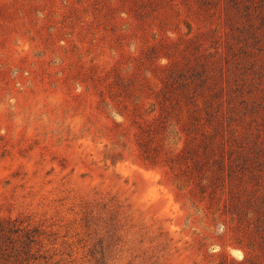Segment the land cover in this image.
I'll list each match as a JSON object with an SVG mask.
<instances>
[{"label":"rangeland","instance_id":"obj_1","mask_svg":"<svg viewBox=\"0 0 264 264\" xmlns=\"http://www.w3.org/2000/svg\"><path fill=\"white\" fill-rule=\"evenodd\" d=\"M172 63H202L225 126L177 171L140 147ZM0 216L57 264L264 261V0H0Z\"/></svg>","mask_w":264,"mask_h":264},{"label":"trees","instance_id":"obj_2","mask_svg":"<svg viewBox=\"0 0 264 264\" xmlns=\"http://www.w3.org/2000/svg\"><path fill=\"white\" fill-rule=\"evenodd\" d=\"M198 65H200L199 69L194 65L179 69L174 66V63L168 67L170 76L157 93L159 113L153 121H148L145 125L140 126V147L145 160L157 163V157L164 153L168 156L166 162L170 164L173 170L177 171L176 167L181 166L179 163L193 158L188 154L195 153L197 158L194 160H196L199 167H201L202 161H208L201 156H226L223 153L226 149L224 143L218 138L221 128L225 127L224 120L219 119V113L216 112L213 98L210 97V95L213 96V89L216 86L214 82L211 83L208 74L205 75L202 63ZM219 99H217L219 100L217 104H223V99ZM204 109H206L208 115L211 114L209 116H215L214 118L217 119L216 124H207L206 121H209V118H204ZM155 110H157L156 106L152 111ZM180 123L189 132L196 129L202 131L200 143H203V149L205 150L201 149L200 152L199 149H193L194 147H192L190 141H186L182 147L179 146L177 141L174 142L173 148L166 145L165 140L167 138L165 137L168 134L171 132L178 133L179 130L183 129L179 127ZM191 123H193V126L190 125ZM208 125H212V130L207 128ZM154 142H156V145L152 144ZM215 145L222 149V152L218 155L215 152ZM214 160H216L215 162H222L223 158L214 157ZM208 171H206V175L209 177ZM222 171H224V164L212 172L220 175ZM217 178L218 176L214 177V179ZM199 185L204 186L202 183ZM259 219L260 222H257V228L262 226L264 228V220L261 219V216ZM45 233V230L40 226L26 224L25 220L20 217L0 216V264H57V262H53V255L48 253V249H45ZM249 247L254 248V245ZM260 248L264 249V244L261 243ZM96 258L98 264L103 263L104 255ZM218 264H264V261L249 255L241 260L226 256Z\"/></svg>","mask_w":264,"mask_h":264},{"label":"clouds","instance_id":"obj_3","mask_svg":"<svg viewBox=\"0 0 264 264\" xmlns=\"http://www.w3.org/2000/svg\"><path fill=\"white\" fill-rule=\"evenodd\" d=\"M237 258H238V259H242V258H243L242 253H238V254H237Z\"/></svg>","mask_w":264,"mask_h":264}]
</instances>
